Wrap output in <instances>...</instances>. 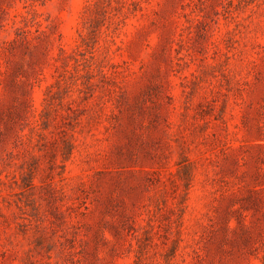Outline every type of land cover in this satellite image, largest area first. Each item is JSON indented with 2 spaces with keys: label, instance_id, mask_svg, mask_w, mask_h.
Masks as SVG:
<instances>
[{
  "label": "rangeland",
  "instance_id": "rangeland-1",
  "mask_svg": "<svg viewBox=\"0 0 264 264\" xmlns=\"http://www.w3.org/2000/svg\"><path fill=\"white\" fill-rule=\"evenodd\" d=\"M0 264H264V0H0Z\"/></svg>",
  "mask_w": 264,
  "mask_h": 264
}]
</instances>
